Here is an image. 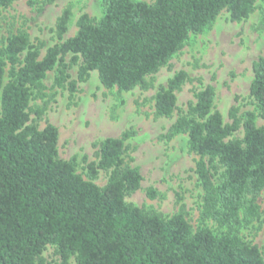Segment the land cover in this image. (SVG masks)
<instances>
[{"label":"trees","instance_id":"trees-1","mask_svg":"<svg viewBox=\"0 0 264 264\" xmlns=\"http://www.w3.org/2000/svg\"><path fill=\"white\" fill-rule=\"evenodd\" d=\"M13 1L0 0V6ZM100 1L99 18L81 13L75 34L42 56L44 42L32 43L22 29L0 48V264H44L49 244L59 264H69L72 256L76 264H264L259 248L239 235L240 228L264 218V125L256 124L257 117L264 119V55L252 64L254 109L239 114L232 104L224 122L214 106V87L202 85L163 134L187 135L189 150L198 155L200 215L223 228L218 233L207 226L193 229L181 212L165 216L125 201L142 180L126 152L129 131L96 143L97 160L87 163L85 179L74 158L58 156L56 126L38 128L30 117L44 112L32 109L30 99L44 95L48 71L55 72L54 86L71 94L91 70L106 88L148 89L146 77L166 65L190 34L204 32L223 9L233 21L246 19L257 0ZM70 16L67 7L57 18L59 39ZM73 65L76 78L68 71ZM193 80L200 81L180 69L158 85L155 116L170 118L176 93ZM99 170L108 172L102 186L93 182ZM147 195L154 198L155 189Z\"/></svg>","mask_w":264,"mask_h":264},{"label":"rangeland","instance_id":"rangeland-1","mask_svg":"<svg viewBox=\"0 0 264 264\" xmlns=\"http://www.w3.org/2000/svg\"><path fill=\"white\" fill-rule=\"evenodd\" d=\"M151 2L152 0H143ZM70 8L71 16L67 31L59 39L55 24L65 8ZM81 13L99 18L102 14L100 0H14L7 6H0V48L6 38L18 30H25L32 43L43 41L40 56L48 46L72 36L77 30L76 20ZM264 55V0H257L255 9L240 21L230 19L223 9L214 22L202 33L190 34L183 47L176 52L156 73L146 77L152 85L148 89L135 87L128 91L106 88L95 70L89 72L88 79L77 83L72 94L67 87L53 84L55 72H47L44 95L32 97V109L44 107L40 118L31 113L32 121L42 128L46 122L58 130V156L64 160L74 158L76 172L85 179L87 163L96 161V151L106 137H119L129 131L125 140L131 164L139 168L142 176L140 188L125 196V201L133 203L148 212H158L165 216L181 212L193 229L207 226L214 232L223 228L212 219H202L200 215L202 191L194 171L198 155L190 151L186 134H178L166 139V133L180 110H186L189 101H194L193 91L202 85L214 87V106L229 121L228 110L232 104L239 106V114L254 109L249 97V85L253 78L252 64ZM72 54L65 60L70 61ZM7 69L4 82L7 81ZM185 70L193 80L186 82L176 93L177 109L170 118L154 114V95L158 85L165 84L175 71ZM71 78L77 76V65L69 68ZM258 126L264 119L256 118ZM242 135L241 130L236 133ZM108 172L99 170L93 182L102 186ZM148 188H154L156 196L147 195ZM264 208V190L260 197ZM243 240L255 244L264 258V218L252 221L239 230ZM44 264H59V257L53 245H47L42 253ZM69 264H76L74 257Z\"/></svg>","mask_w":264,"mask_h":264}]
</instances>
